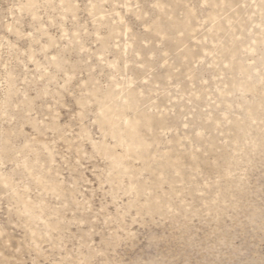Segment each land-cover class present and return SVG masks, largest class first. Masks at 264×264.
<instances>
[{
	"label": "rangeland",
	"instance_id": "374dc122",
	"mask_svg": "<svg viewBox=\"0 0 264 264\" xmlns=\"http://www.w3.org/2000/svg\"><path fill=\"white\" fill-rule=\"evenodd\" d=\"M0 264H264V0H0Z\"/></svg>",
	"mask_w": 264,
	"mask_h": 264
},
{
	"label": "bare ground",
	"instance_id": "6f19581e",
	"mask_svg": "<svg viewBox=\"0 0 264 264\" xmlns=\"http://www.w3.org/2000/svg\"><path fill=\"white\" fill-rule=\"evenodd\" d=\"M105 114H108V113H107V112H103V117H104V119H106L107 121H109L110 119H107L108 117H106ZM103 117H102V118H103ZM102 120H103V119H102ZM129 131H130V130H129ZM128 135H129V137H130L129 139H131L132 142H134L135 145H141V141L139 140V138L136 137L135 134L129 132ZM121 137H122V136H120V139L123 138V137H122V138H121ZM125 138L128 139L127 137H125ZM129 139H128V140H129ZM122 140H123V139H122ZM128 140H126V142H127ZM130 144H131V142L129 143L128 146H129V147H132V145H130Z\"/></svg>",
	"mask_w": 264,
	"mask_h": 264
}]
</instances>
